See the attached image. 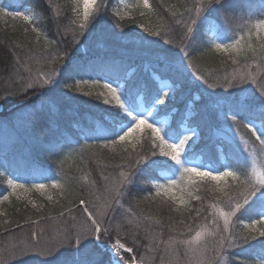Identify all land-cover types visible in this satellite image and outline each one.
<instances>
[{
	"label": "trees",
	"instance_id": "1",
	"mask_svg": "<svg viewBox=\"0 0 264 264\" xmlns=\"http://www.w3.org/2000/svg\"><path fill=\"white\" fill-rule=\"evenodd\" d=\"M51 1L60 10H53L44 0H15L13 4V10L23 4L34 11V24L39 29V35L32 32L26 22L0 18V199L11 192L7 180L12 173L23 181L26 188H31L32 183L37 181L50 183L56 180L62 184L61 189L49 187L45 193L19 189L10 196L9 201L0 204V264H42L44 256L38 257L37 262L30 261L27 258L31 252L20 255V249L26 244L55 245L64 229L73 225L83 226L86 214L82 211L84 205L79 204L80 199L86 201L90 211H107L106 223L111 220L113 226H122L120 238L126 246L133 248L130 256H135L138 262L204 264L206 258L202 251L206 245L209 248L207 258H211L210 249L214 245L212 237H206L195 251L179 241L194 235L195 230H199L201 226L210 227L212 216L209 215V205L217 202L218 195L209 191L210 185L193 186V197L199 195L201 200L193 198L188 205H180L167 198L155 197L147 184L139 182L128 186L127 193L120 199V205L115 204L112 200L115 194L112 183L120 179L121 171L127 172L123 159L125 153L119 145L115 148L111 145L104 148L102 145L105 141L94 138V134L103 135V130L112 123L113 105L104 104L102 98L96 97L95 92L91 97L81 93H69L64 87V81H60L55 90L45 96V106L39 113L44 121L41 125L30 122L35 117H30L29 114L32 112V104H39L37 96L47 89L39 88L33 92L26 87L32 83L37 73H50L53 69L62 71L67 57L54 58L62 56L65 50L74 61L91 64L102 75L105 72L113 76L131 74L128 77L130 81H142L150 89L158 87L159 81L172 82L176 74L171 71L163 72L161 66L147 53L170 49L169 54L172 55L171 53L181 51L177 47L181 38L176 30L181 25L175 23L179 17H173L172 13H184L185 8H192L197 0H150L151 12L135 7L138 0H128L133 7L123 20L115 15L119 9L117 11L115 5L109 3L101 9L102 19L94 24V30L90 26V30L83 35L77 34L79 29L74 22V0ZM254 1L264 4V0ZM239 2L240 0H232V7ZM0 4L9 6L6 0H0ZM244 5L237 12H228L234 22L227 42H231V37L235 34L236 38L245 36L244 43H247L248 31L251 29V43L259 49L264 40L256 38L255 29L252 28L255 24L252 16H264V9H254L255 12L248 15ZM141 24L153 31H161V36H151L140 27ZM168 28L172 31L165 36L164 32ZM134 34L135 38L138 35L147 37L143 46L140 38L138 42L133 38L129 41L124 39L125 36ZM150 37L157 41V46H149ZM168 39L174 43H165ZM208 43L205 34L202 42L189 49L192 61L189 70L203 75L209 84L220 85L222 79L231 75L233 68L260 56L259 51L255 56L249 53L247 57L226 55L210 50L205 46ZM233 59L238 63L233 64ZM153 74L159 76L160 80H155ZM187 77L184 73V80H188ZM189 83L193 84V81L189 80ZM193 86L195 87L194 84ZM22 92L27 95H21ZM199 94L194 89L181 96L182 103L178 112L173 115V125L181 126L182 117L183 123L192 118V109L200 105V99H197ZM72 96L76 98L72 99ZM186 104H190L191 108L185 107ZM171 109L173 106L166 112L169 113ZM33 132L37 134L34 135ZM245 135L250 136L249 133ZM234 143L223 135H211L208 142L193 150V155L197 158L204 153H212L213 150L220 155L221 167L228 165L234 170H240L247 162L250 171L252 157ZM148 147L145 142L144 150ZM252 147L250 143V148ZM128 150L132 151L131 147ZM257 155L258 160L261 159L264 163V155L259 152ZM31 169L37 171L28 174ZM197 188L199 191H196ZM48 195L53 197L51 201L47 199ZM108 203H111V208L105 207ZM69 209L72 210L71 215ZM198 209L200 216L196 215ZM237 215L240 216L239 213ZM72 216L76 217L75 221ZM249 222L247 216L243 221L233 218L230 228L243 232L246 229L242 224ZM219 223L222 225V220ZM189 228L193 229L191 234ZM115 238L113 231V239ZM259 251L257 245L254 252ZM254 252L242 251L239 247L226 249L216 258L215 264H230L233 258L236 261L248 260L249 255Z\"/></svg>",
	"mask_w": 264,
	"mask_h": 264
},
{
	"label": "snow or ice",
	"instance_id": "2",
	"mask_svg": "<svg viewBox=\"0 0 264 264\" xmlns=\"http://www.w3.org/2000/svg\"><path fill=\"white\" fill-rule=\"evenodd\" d=\"M14 2L15 0H10L8 7L0 6V18L26 22L31 31L39 35V29L34 24V11L24 7L23 4L13 10ZM75 2L77 7L73 9L76 14L74 22L78 24L77 34L83 35L90 30V26H94L102 19L101 9L104 5H98L97 0H75ZM135 7H142L148 12L152 11L150 0H140ZM231 8L232 0H197L192 8H185L184 13H172L173 17H179L175 23L182 26V36L177 45L181 51L172 55L169 54L170 49L147 53L161 66L163 72L171 71L176 74L171 84L167 80L161 81L162 87L150 89L142 81H130L128 77L131 74L113 76L105 72L102 75L93 65L74 61L65 50L62 56L54 58L67 57L62 71L57 72L53 69L50 73H37L32 83L26 85L33 92L39 88L47 89L46 92H41L37 96L39 104H32V112L29 115L35 117L30 122L41 125L44 123L39 113L45 106V96L53 92L60 81H64V87L69 90V93H81L89 97L93 96V92L85 91V86L102 88L103 91L95 95L97 98H102L104 104L115 106L114 117L109 127L103 130L104 134H94V138L104 140L105 143L102 145L104 148L110 145L113 148L117 145L121 146L125 153L123 159L127 168V172H120V179L116 181L115 194L112 196L115 204L120 205V199L127 193L128 186L139 182L147 184L155 197L167 198L180 205H188L193 198L197 201L201 200L199 195L193 197V186L210 185L209 191L218 194L217 202L209 205L211 209L209 215L212 216L210 227L201 226L199 230H195L194 235H190L188 239L179 243L195 251L206 237H212L214 245L210 249L211 258H207L209 248L206 245L202 251V255L206 258L204 264H215L216 258L226 249L239 247L242 251L253 250L254 252L258 245L260 251L250 254L248 260L236 261L233 258L230 264H264V164L257 165L255 161L257 152L264 155V83L260 84L258 92H254L255 98H250L246 95L247 87L245 86L249 81L253 84L257 82V78L250 72L241 73L238 77L234 76L232 80L226 78L223 85L209 84L203 75L193 73L194 79L202 82V87L199 89L200 96L197 99H202L203 103L198 108L192 109L190 113L198 117L196 127L187 129L157 120L183 87L184 73L192 63L189 49L198 42H202L206 32L215 33V36L205 45L210 50L245 57L249 53L255 56L259 51L261 59L264 60V42L260 43L259 49L254 47L251 43L253 36L251 29L248 31L246 44L245 36L240 35L236 38L235 34L231 37V42H227L234 22V18L228 15ZM185 13H187L186 17ZM115 15L123 20L127 14L121 15L120 12H116ZM141 15H144V12H141ZM140 27L151 36H161V31H153L144 24ZM252 28L255 29L256 38L264 40V19L258 20ZM171 31L172 29L168 28L164 35L167 36ZM145 40L147 37H141L142 46ZM148 43L150 45L152 41ZM165 43L173 44L174 41L168 39ZM232 63L236 64L238 61L233 59ZM153 76L155 80H160L159 76L155 74ZM217 87L238 89V91L218 92L215 91ZM165 88L171 89V96L164 90ZM21 95L26 96L27 93L22 92ZM185 107L191 108V105L186 104ZM212 121L221 126L225 132L234 135L239 133L241 126L250 133L249 140L244 141L245 144L250 141L254 146L250 154L252 156L250 171L247 162L240 170H234L228 165L214 167L211 164L197 162V158L193 155L195 144L193 137L198 136V127L207 126ZM85 136L87 138L88 134L86 133ZM145 142L149 145L147 150H144ZM129 147L132 151L128 150ZM36 171L31 169L28 174ZM40 175L44 174L40 173ZM7 183L11 192L3 195L0 204L9 201L10 196L15 194L17 189L45 193L49 187L62 188V184L56 180L50 183L34 182L31 188H26L24 183L16 179L15 173L11 174ZM196 191L199 189L197 188ZM47 199L51 201L53 197L48 195ZM79 204L84 205L82 211L86 214L84 223H87V228L73 225L60 233V239L55 245L26 244L20 249V255L31 252L52 257L50 260L43 261L42 264H48L49 261L55 264H138L135 256L129 257L127 261L123 258L122 254L132 253L133 248L122 242L120 238L122 226L120 224L113 226L111 220L106 223L108 212L103 209L90 211L84 199H80ZM105 207L111 208L112 205L108 203ZM68 211L71 215L72 210ZM238 213L240 216L237 215ZM196 215L200 216L199 209L196 210ZM245 216L250 221L244 225L246 231L239 232L230 228L233 218L243 221ZM72 220L75 221L76 217L72 216ZM220 220L223 221L222 225L219 223ZM113 231H115V239H113ZM192 232L193 229L189 228V233Z\"/></svg>",
	"mask_w": 264,
	"mask_h": 264
},
{
	"label": "rangeland",
	"instance_id": "3",
	"mask_svg": "<svg viewBox=\"0 0 264 264\" xmlns=\"http://www.w3.org/2000/svg\"><path fill=\"white\" fill-rule=\"evenodd\" d=\"M6 2H8V4H9L10 0H6ZM138 2L140 3V0H138ZM44 3L48 4L53 10H56V11L60 10L59 6L58 5H53L51 0H44ZM109 3L114 4L115 5V9L117 11L119 9L118 12H120L121 15H124L126 13L127 15H125V17L128 16L129 12L131 11V8L133 7L128 2V0H97V4L98 5L99 4H103L105 6L106 4L109 5ZM74 4L77 7V4H76L75 0H74ZM243 4H245L244 7L246 6V12L245 13L248 14V15H251V12L254 11V9H256V11H257V8H260V7L262 9H264V4L263 3H258L257 1H254V0H240L239 4L237 6H235V7H232L229 11L233 10V13L237 12V11H239L240 8L242 9V5ZM0 6H1V4H0ZM4 7H6V6H4ZM252 19L256 23L258 20L264 19V16L258 17V15H254V16H252ZM181 27L182 26H177L176 27V30H178L177 31V35L179 36V38H181V36H182ZM93 30H94V26H93ZM95 31H96V29H95ZM206 35H207L208 40L210 42V40L215 36V33L214 32H206ZM132 38L134 40L136 39L135 41H137V40H139V38L141 39V36L138 35V37L135 38V34H134L132 36H128V37L125 36L124 37V39H128V41H129V39H132ZM150 38H151V40H149V41H152V43L149 46H157L158 45L157 41L152 39V37H150ZM258 40H260V39H258ZM245 44H246V42H245ZM171 54H175V53H171ZM257 65H259V67H257ZM231 72H232L231 75L229 77L227 76V80H232V78L234 76L238 77L241 73H245L246 74V73H249V72L252 73V75H254L257 78V82L255 84H253V83H251L249 81L248 84L245 86V87H247L246 95H248L250 98H255L254 97V92H258L260 84L264 83V60L261 59V56H259L256 59H252V60H249L247 62H244L242 65L233 68L231 70ZM193 73H195V72H192L189 69L187 71H185V74L188 75V77H187L188 80L185 79V83H184L183 87L180 89V91H178L176 93L175 99L172 100L171 104H169L168 108H167V110H169L173 106V109H171L169 113L166 112V111L162 112L157 117L158 121L166 122V124H172L173 123V115L178 112V108H179L180 104L182 103V101H181L182 97L181 96L182 95H187L189 90L197 89L199 91V89L202 87V82L194 79V77L192 75ZM197 75H199V74H197ZM189 80L193 81V84L195 85V87L193 86V84L189 83ZM225 81H226V78L222 79V82L220 83V85H223L225 83ZM167 82L169 84L172 83L170 80H167ZM162 86L163 85H162L161 81H159L158 82V87H162ZM154 88H157V87H154ZM164 90L169 92V96L172 95V92H171L170 88H165ZM85 91H92V92L97 93V92L103 91V89L99 88V87H97V88H89V87L85 86ZM215 91H218V92H220V91H222V92H237L238 89H227V88L217 87L215 89ZM199 93H200V91H199ZM199 96H200V94H199ZM165 99H166V103H167V98H165ZM199 103H200V105L203 103L202 99L199 100ZM113 107H115V106L113 105ZM191 116H192V118L190 119L191 121L188 120V121H186V123H183L181 126L187 128V129H191V128L196 127L197 122H198V117H194L193 115H191ZM229 123H231V121H229ZM203 130H205V131H203ZM197 132H198V136H194L193 137V140L195 141V144L193 146V150L195 148L197 149V147L200 146L202 143L208 142V140H210V138H211V135H214L215 137H217L219 135H223L226 139H228L231 142H233V144H235L234 142H236V144H238L240 147H242V149H245L249 153V155L252 153V150H253V147H254L253 146L252 149L250 148V143H251L250 141H249L248 144L244 143V141L249 140V137H247L245 135V133H248V132L242 126L240 127L239 133L234 135L232 133L225 132L221 126L217 125L215 123V121H212L207 126L201 125L200 127H198L197 128ZM33 134L36 135L37 132H35V133L33 132ZM38 137H41V136H38ZM190 143H192V141H190ZM212 156H214V158H212ZM220 159H221L220 155H218L217 153H215L212 150V153H209V152L208 153H204L202 156L197 157V162L198 163L203 162L204 164H211L214 167H221ZM258 159H259V156L256 154V156H255L256 164L257 165L264 164L261 159H260V161ZM214 160H216V162ZM16 179L19 182L23 183V181L21 179H19L17 177H16ZM37 182H41V181H37ZM115 184L116 183H112V185H113V189H112L113 193H115ZM17 190H19V189H17ZM244 225L245 224H242V226H244ZM87 226H88L87 223H85V224L83 223V226H81V227L87 228ZM65 255H67V254H65ZM122 255H123V258H124L125 261H127L129 259V257H131L130 253H124ZM40 256L41 255H39L37 253H31V255L27 258V260L34 261V262L36 261L37 262L39 260L38 257H40ZM42 259H43V261H45V260L52 259V257L47 258V257L44 256V257H42ZM48 264H55V262L49 261ZM138 264H142V263L138 262Z\"/></svg>",
	"mask_w": 264,
	"mask_h": 264
}]
</instances>
